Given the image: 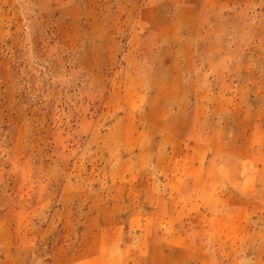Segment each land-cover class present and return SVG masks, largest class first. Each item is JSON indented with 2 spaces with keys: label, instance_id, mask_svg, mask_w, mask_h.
<instances>
[{
  "label": "rangeland",
  "instance_id": "1",
  "mask_svg": "<svg viewBox=\"0 0 264 264\" xmlns=\"http://www.w3.org/2000/svg\"><path fill=\"white\" fill-rule=\"evenodd\" d=\"M0 264H264V0H0Z\"/></svg>",
  "mask_w": 264,
  "mask_h": 264
}]
</instances>
